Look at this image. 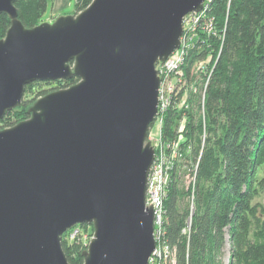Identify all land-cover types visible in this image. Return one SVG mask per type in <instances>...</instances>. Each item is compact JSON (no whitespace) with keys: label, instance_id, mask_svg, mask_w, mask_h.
Here are the masks:
<instances>
[{"label":"water","instance_id":"water-1","mask_svg":"<svg viewBox=\"0 0 264 264\" xmlns=\"http://www.w3.org/2000/svg\"><path fill=\"white\" fill-rule=\"evenodd\" d=\"M15 1L0 0L10 19L0 39V120L30 83L79 81L0 130V264H70L61 236L84 224L93 238L83 264H148L155 66L180 46L183 18L205 0H92L30 29Z\"/></svg>","mask_w":264,"mask_h":264},{"label":"trees","instance_id":"trees-1","mask_svg":"<svg viewBox=\"0 0 264 264\" xmlns=\"http://www.w3.org/2000/svg\"><path fill=\"white\" fill-rule=\"evenodd\" d=\"M91 1L74 0V13ZM206 3L184 55L186 88L172 96L163 126L166 137L177 139L170 122L185 120L165 187L162 239L172 257L166 264H225L226 255L227 264H264V196L257 201L264 191V177H257L264 171V0ZM47 6L48 0L15 1L18 19L29 29L42 23ZM208 20L211 33L204 29ZM9 27L1 14L0 39ZM78 81L73 76L26 85L21 107L0 123L11 127L29 118L25 107L32 100L25 97L35 101L50 92L37 91L38 84L55 83L59 90ZM68 234L61 236L68 262L83 264L86 246Z\"/></svg>","mask_w":264,"mask_h":264},{"label":"built area","instance_id":"built-area-1","mask_svg":"<svg viewBox=\"0 0 264 264\" xmlns=\"http://www.w3.org/2000/svg\"><path fill=\"white\" fill-rule=\"evenodd\" d=\"M206 1L209 0H205L203 2V7L200 11L188 13L183 18V33L180 38V46L165 61L159 62L158 65L155 66L157 76L159 77V88L157 113L154 121L159 122L161 130L165 120L164 115L167 113L168 109L171 106L172 96H174L176 92L180 90L181 87L185 86V83H183L182 81V67L185 63L184 55L191 44V39L195 35L200 21L204 19L205 10L207 8ZM204 24L205 31L207 33H211L213 29L211 20L204 21ZM169 144L170 141H167L166 145L164 143L162 144L161 139H159L158 143L156 144V147L155 144L152 143V145L154 146V159L150 166L147 177L145 205L147 207H151L154 213L153 228L155 238V249L149 258L148 264H166L168 259L171 257L168 246L162 239L164 234L163 215L165 187L168 181V172L172 167V158L176 157L177 147L175 146V144V148L169 149ZM165 146L168 152H170L166 160L164 155H162V153L160 152V150L163 149ZM168 158L170 162H168ZM157 164H159V171L156 166ZM155 168L156 170L154 171ZM165 175L167 176V181L166 178L164 179ZM189 226L190 219L186 223V228H188ZM67 237L70 240H73L75 238L81 239V241L87 248L88 244L93 238V232H84L79 225H76L69 229V234Z\"/></svg>","mask_w":264,"mask_h":264},{"label":"rangeland","instance_id":"rangeland-1","mask_svg":"<svg viewBox=\"0 0 264 264\" xmlns=\"http://www.w3.org/2000/svg\"><path fill=\"white\" fill-rule=\"evenodd\" d=\"M52 3H53V0H48L47 10H46L45 14H44L43 17H42V22H52V19H51ZM74 10H75L74 0H69V3H68L67 5H65V7H63V9H62V11H61V13H60V14H61L60 16L72 15L73 12H74ZM58 17H59V16H58ZM158 63H159V62H157L156 65H158ZM182 68H183V67H182ZM194 75H195V74H194ZM186 81H187V78H186ZM35 87H36V90H37V91H47V92L50 91V92H52V91H55V88L57 87V84H55V83H52V84H45V83H42V84H38V85L35 86ZM187 87H188V89H186L185 92H183V93H185L184 98H185V96H186V91H189V92H190V89H191L192 86H188V85H187ZM185 88H186V87H184V89H185ZM36 90H34V91H36ZM182 90H183V88H182ZM182 90H181V91H182ZM50 92H49V93H50ZM183 93H182V94H183ZM182 94H181V95H182ZM34 99H35V96H34V95H31V96H29V97H25V100H32V102L26 104V107H25V108H26V113H27L28 109H29V108L35 103L36 100L34 101ZM20 107H21V106H20ZM18 108H19V107H18ZM15 109H16V108H15ZM27 115L29 116L28 113H27ZM166 115H167V113L164 115V118H166ZM22 121H23V120H22ZM20 122H21V121H20ZM184 123H185V120H183V118H182V119H179V121H177L176 126H174L173 122H170V129L176 131L177 139H178V137H179L180 132H181V131L183 130V128H184ZM164 124H165V120H164L163 126H164ZM163 126H162V130H161V127H160L159 122H158V121H154V123L151 125V128H150V130H149L148 136H147V138H146V141L150 142V144H151L152 147H154V146L152 145V143H154V144H155V147H156V144L158 143L159 139H161V143H162V144L164 143L165 145H166L167 141H168V142L170 141V144H169V145H170V148H169V149H171V148H175V146H177V143L180 142V141L182 140V137L180 136L178 142H177V139H171L170 136L166 137V136L163 134ZM5 128H9V127H4L3 124L0 123V130L5 129ZM161 131H162V132H161ZM159 135H160V136H159ZM158 136H159V137H158ZM173 141H174V142H173ZM175 144H176V145H175ZM174 145H175V146H174ZM160 152L162 153V155H164L165 160L167 159V157H168V155H169V153H170V152H168V150L166 149V146H165L163 149H161ZM155 153H156V151H155ZM161 153H160V154H161ZM168 162H170V161H169V158H168ZM156 166H157V169H158V171H159V164H157ZM155 170H156V168L154 169V171H155ZM167 176H169V175H167ZM167 176L165 175V177H164V179L166 178V181H167ZM257 177H258V179L264 177V171H263V170H259V172H258V174H257ZM168 178H169V177H168ZM263 196H264V191H261L260 194H259V197H258L257 201H259V202H263ZM188 220H189V218L187 219L186 222H188ZM86 227H87L86 229H83V228H82V230H83L84 232H87V233L93 232V230H91L90 225H87ZM86 250H87V248H86ZM85 252H86V251H85ZM169 260H172V257H170ZM224 262H225V264L228 263V255L225 256V258H224Z\"/></svg>","mask_w":264,"mask_h":264},{"label":"crops","instance_id":"crops-1","mask_svg":"<svg viewBox=\"0 0 264 264\" xmlns=\"http://www.w3.org/2000/svg\"><path fill=\"white\" fill-rule=\"evenodd\" d=\"M69 3V0H53L52 10H51V19L52 21L60 16L61 11L65 5ZM74 14V12H73Z\"/></svg>","mask_w":264,"mask_h":264}]
</instances>
